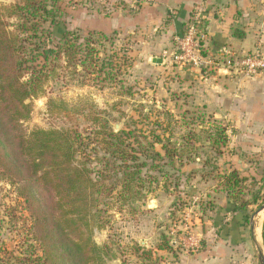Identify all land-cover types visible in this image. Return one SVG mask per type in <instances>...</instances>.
Masks as SVG:
<instances>
[{
  "label": "rangeland",
  "instance_id": "rangeland-1",
  "mask_svg": "<svg viewBox=\"0 0 264 264\" xmlns=\"http://www.w3.org/2000/svg\"><path fill=\"white\" fill-rule=\"evenodd\" d=\"M143 1L62 0V21L53 29L49 45L54 46L64 31H76L81 37L78 44L91 35L98 51L96 65H103L105 71L98 76L91 74L94 67L88 72L78 67L75 72L61 59L43 93L31 102L29 119L22 122L27 137L36 129H64L85 136L97 128L90 117L101 112L100 120L114 132L134 121L148 134L158 129L153 123L159 122L166 136L192 151V160L183 161V175H177L178 191L170 186L171 193L161 188L145 193V186L141 190L145 198L139 202L122 203L116 197L102 200L98 211L105 224L103 229H93V240L106 248L103 264H175L177 253L209 252L221 238L217 227L226 225L232 215H221L218 209H225L231 200L221 191L211 167L215 159L202 142L203 131L213 125L225 128L228 138L223 156L216 161L218 172L236 170L248 178L244 201L251 202L252 194L260 192L257 203L248 207L249 220L264 201V73L246 78L183 62L149 63L164 51L174 52L176 44L174 34L167 32L166 14L147 29L139 15ZM248 1L237 13L235 26L249 38L244 47L231 48L228 54L252 52L258 46L264 54V0ZM11 4L12 0H0L1 6ZM8 24L13 31L15 20ZM164 36L163 42H157ZM202 46L207 59L222 58L219 53H207L206 40ZM114 125L119 126L117 131ZM263 215L264 210L254 216V222ZM165 243L170 251L160 249ZM138 247L150 252L148 260L140 257ZM40 256L18 186L0 180V264Z\"/></svg>",
  "mask_w": 264,
  "mask_h": 264
},
{
  "label": "trees",
  "instance_id": "trees-1",
  "mask_svg": "<svg viewBox=\"0 0 264 264\" xmlns=\"http://www.w3.org/2000/svg\"><path fill=\"white\" fill-rule=\"evenodd\" d=\"M61 1L12 0L9 6L0 5V180L18 186L32 219L33 241L41 252L35 260L17 258V264H103L106 248L93 240V229H103L105 224L98 211L102 200L116 197L122 203L139 202L157 188L171 193L170 186L176 192L183 161L192 160V151L166 136L161 123L154 122L158 129L148 134L134 121L114 132L100 120L101 112L90 117L97 127L92 134L36 129L25 135L22 122L30 117L31 102L43 93L61 59L75 72L78 67L85 72L94 67L91 74L98 76L105 71L103 65H96L98 51L91 35L78 44L81 37L76 31H64L54 46L49 45L53 29L62 21ZM11 19L15 20L13 31L9 30ZM234 35L244 39V32L237 29ZM146 119L145 115L142 121ZM203 133L202 142L215 159L211 165L215 178L231 200L218 210L221 215H243L248 223V207L257 203L260 192L252 194L251 202L244 201L248 178L236 170L220 173L216 169L228 145L226 129L213 125ZM160 249L170 251L171 247L165 243ZM138 251L149 259L150 252L140 247Z\"/></svg>",
  "mask_w": 264,
  "mask_h": 264
},
{
  "label": "crops",
  "instance_id": "crops-1",
  "mask_svg": "<svg viewBox=\"0 0 264 264\" xmlns=\"http://www.w3.org/2000/svg\"><path fill=\"white\" fill-rule=\"evenodd\" d=\"M245 4H249V1L145 0L139 15H143L145 26L148 29L149 26L159 23L165 16L163 14H166V18L170 19L167 32L170 36L174 34L173 38L182 33L181 31L191 17L198 16V19H203L205 24L207 53L209 55L212 53L226 54L231 48L244 47L249 38L246 33L243 40L235 38L234 35L235 25L239 23L237 13L246 8ZM162 38L157 42H163L165 36ZM255 49L262 52L260 46ZM239 215L229 218L226 225L221 223L219 230L222 229V234L218 229L216 231L222 236L220 235L221 238L213 244L212 248L209 247V252L192 255H189L186 250L179 252L175 264H261V257H264V215L256 222H254V217L251 221V216L248 223H245L243 215ZM225 234L227 236L224 237ZM227 243L231 245L230 249Z\"/></svg>",
  "mask_w": 264,
  "mask_h": 264
},
{
  "label": "built area",
  "instance_id": "built-area-1",
  "mask_svg": "<svg viewBox=\"0 0 264 264\" xmlns=\"http://www.w3.org/2000/svg\"><path fill=\"white\" fill-rule=\"evenodd\" d=\"M205 40V24L199 21L198 16H193L184 31L175 37L176 50L172 53L164 51L161 58L164 62H183L194 68H207L223 75L232 74L248 78L264 73V54L259 49L246 53H226L227 56L220 53L218 57H222L221 59L211 60L202 55V43Z\"/></svg>",
  "mask_w": 264,
  "mask_h": 264
},
{
  "label": "water",
  "instance_id": "water-1",
  "mask_svg": "<svg viewBox=\"0 0 264 264\" xmlns=\"http://www.w3.org/2000/svg\"><path fill=\"white\" fill-rule=\"evenodd\" d=\"M149 63L160 66V65H164V60L162 58L152 57L150 58ZM118 127H119L118 125L113 126L115 131L118 130ZM262 210H264V204L253 214L251 221L253 220V217L256 216ZM261 264H264V257H261Z\"/></svg>",
  "mask_w": 264,
  "mask_h": 264
}]
</instances>
